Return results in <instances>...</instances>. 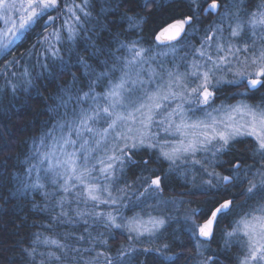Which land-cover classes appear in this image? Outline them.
Instances as JSON below:
<instances>
[{
    "label": "snow or ice",
    "instance_id": "obj_1",
    "mask_svg": "<svg viewBox=\"0 0 264 264\" xmlns=\"http://www.w3.org/2000/svg\"><path fill=\"white\" fill-rule=\"evenodd\" d=\"M59 2L0 0V57L10 56L40 23L45 32L52 28L55 18L51 13ZM190 2L191 14L165 22L154 36L156 47L163 45L167 50L161 54H175L187 43L190 32L197 30L201 14L219 16L205 30L200 46L192 47L183 71L177 64L169 69L158 65L160 71L145 69L155 57L138 40L119 42L115 51L97 47L93 56L99 71L79 61L87 83L77 87L73 74V87L62 90L60 102L52 110L53 123L33 139L25 160L20 191L24 195L38 192L43 199L39 204L33 201L34 207L48 216L44 225L48 234L34 233L29 246L21 249L25 264H131L138 252L161 253L171 264L173 257L161 248L137 249L129 243L116 256L108 250V238L117 230L130 242L151 245L171 219L143 211L163 192L162 177L148 167L149 160L142 162L145 173L138 178L140 186L133 194L142 213L123 214L124 201L132 197L131 186L120 176L129 164L137 163L133 157L142 149L155 152L157 161L167 162L168 172L191 165L193 182L196 171L202 172L199 183H193L198 189L193 195H208L211 189L239 181L245 204H236L240 197H233L213 201L204 209L189 208L184 213L187 231L211 240L213 228L235 213L225 232V245L235 243L240 249L236 264H264V94L257 95L264 92V0L244 13L246 18L237 7L241 0H212L203 7L200 0ZM88 7L89 0L65 4L72 21L65 19L62 26L68 41L84 30ZM138 19L144 22L142 17ZM129 21L139 27L131 17ZM44 41V50L62 60L57 47L63 42L61 31L48 33ZM17 63L8 61L4 72ZM23 75L22 83L30 86V73ZM9 84L15 93L18 85L11 80ZM97 85L102 88L99 92ZM223 87L246 90L234 93L236 103L217 105V91ZM73 99L75 105L69 112ZM237 141L252 144L254 164L241 171L237 162L234 172L217 173L213 162ZM101 205L109 210H100ZM200 216L203 223H197ZM196 247L199 264H213L216 257H205L199 240Z\"/></svg>",
    "mask_w": 264,
    "mask_h": 264
},
{
    "label": "trees",
    "instance_id": "obj_2",
    "mask_svg": "<svg viewBox=\"0 0 264 264\" xmlns=\"http://www.w3.org/2000/svg\"><path fill=\"white\" fill-rule=\"evenodd\" d=\"M212 0H200L201 6L210 4ZM221 3L225 0H220ZM260 0H241L237 7L243 14L255 9ZM71 0H60L58 9L52 11L55 18L54 26L45 32L44 23H40L31 31L24 42L19 43L15 51L8 57H0V264H25L22 255V248L29 246L34 233H45L48 231L44 225L48 223L46 213L38 211L34 207L42 202V196L38 192H29L24 195L21 191V180L24 178L25 160L30 154L32 141L40 137L47 127L53 123L52 110L56 108L63 94L62 90L73 87V74L77 78V87L87 83L85 68L79 62L85 61L97 71L100 65L93 52L97 47L105 50L115 51L119 42L128 43L138 40L141 46L149 49L155 57L150 65H145L160 71L158 65L163 64L165 69L172 68L174 64L180 65L184 70L186 59L191 58L192 47H199L205 30L214 21L219 19L218 15L201 14L197 30L190 32L187 43L181 44L176 53L169 52L167 55L161 51H167L161 45L156 47L157 41L154 36L157 29L165 22L174 17L191 14L192 5L190 0H89L88 11L90 16L87 22L83 23V29L76 36L75 40L68 41L63 26L64 20L71 19L67 16L65 4ZM81 4L82 0H75ZM147 3V7L145 4ZM129 17L136 21L130 25ZM143 18L140 23L138 18ZM81 20L85 17L81 15ZM61 31L63 42L57 47L60 49L62 60L51 57L49 52L44 50V36L54 30ZM225 34L227 27L225 24ZM183 40L184 37H181ZM188 54L187 57L185 54ZM126 54V53H125ZM16 60L14 67H9L4 72V66L8 61ZM47 65L42 67V65ZM62 69H65L62 71ZM31 75V85H24V73ZM15 74V75H13ZM18 85V90L13 93L9 81ZM85 90H87L85 88ZM99 92L100 85L96 86ZM245 88L230 89L223 87L217 91L215 103H236L233 99L236 91H245ZM264 94V92L257 95ZM71 106L75 105V99L69 101ZM61 112L64 109L60 110ZM252 144L237 141L233 146L221 153L219 159L214 161L215 171L221 175H228L234 172L233 164L239 162L241 171L249 165L254 164L251 152ZM156 153L147 150H140L133 157L137 163L129 164L123 175L122 181L131 186L129 196L132 200H125L127 205L123 209L125 216L131 217L135 213H142L136 205V198L133 195L140 186L138 178L145 173L144 160H149L148 167L154 169L162 177L163 192L157 200L150 202L151 206L143 209L144 212H152L154 215H162L171 219L166 224L162 234L154 240L153 244L130 242L126 234L118 230L112 238H108V250L112 256H116L122 245L133 243L137 249L144 247L161 248L163 253L173 257L171 264H199L200 257L197 255V240L202 244L200 251L204 256L216 257L213 264H236V256L240 249L235 243L225 245V232L229 229L235 213L222 219L218 226L213 228V238L206 240L204 237H193L187 231L184 213L189 209H204L210 206L211 202L223 199L240 197L236 204L242 205L247 202L240 194L244 188L240 187L239 181H234L221 189H211L208 195H193L198 189L193 183H199L202 172L196 171V179L192 181L193 169L191 165H183L180 169L168 172L167 162L161 163L155 159ZM199 169V166H196ZM211 170V169H209ZM241 176V180H243ZM123 186V185H121ZM246 188L247 185H244ZM169 203H164V202ZM175 201V203H171ZM100 210H109L101 205ZM204 217H197V223H203ZM100 231H103L101 228ZM168 244L169 248L164 249L163 245ZM131 264H169L161 253L138 252L133 254Z\"/></svg>",
    "mask_w": 264,
    "mask_h": 264
},
{
    "label": "rangeland",
    "instance_id": "obj_3",
    "mask_svg": "<svg viewBox=\"0 0 264 264\" xmlns=\"http://www.w3.org/2000/svg\"><path fill=\"white\" fill-rule=\"evenodd\" d=\"M54 11V10H53ZM3 26V22L2 21H0V27H2Z\"/></svg>",
    "mask_w": 264,
    "mask_h": 264
}]
</instances>
